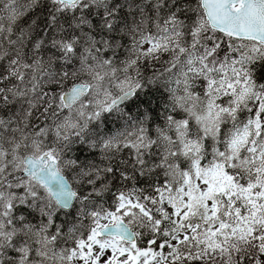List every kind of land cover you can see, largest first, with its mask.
<instances>
[{
  "label": "trees",
  "instance_id": "obj_1",
  "mask_svg": "<svg viewBox=\"0 0 264 264\" xmlns=\"http://www.w3.org/2000/svg\"><path fill=\"white\" fill-rule=\"evenodd\" d=\"M21 2L17 9L25 12L13 24L0 9V16H5L0 22V141L16 146L22 136L39 138L40 143L52 145L54 153H64L72 169L87 180L80 191L82 202L74 210L66 213L54 204L42 210L48 204H40L41 197L34 207L15 209L16 228L35 226L43 215L57 230L52 233L57 245L62 242L75 249L74 239L87 241L94 228L95 218L88 210L95 211L97 218L105 217L124 196L135 199L148 214L136 227L141 248L161 252L164 264H214L213 258L194 257L191 248L185 253L168 251L178 230L192 228L195 220L176 227L166 200L177 189L179 175L190 169L180 143L196 144L207 166H212L227 155L229 141L242 135L245 145L236 160L241 166L226 168L228 188L217 201L219 219L231 230L239 228V233L233 242L223 238L214 242L221 244L220 253L228 264H260L264 48L211 30L200 0H89L75 10L52 0ZM160 33L166 35L165 47L138 56L137 46ZM130 63L131 77L142 86L134 100L88 123L70 139H46L42 128L58 125L61 119L54 109L65 91L92 81L95 74L122 72ZM22 91L33 94L29 101L20 98ZM186 97L194 100L191 108ZM211 97L223 111L234 113L221 121L216 143L206 137L200 121ZM142 139L148 141L146 148L140 147ZM107 144L111 147L105 148ZM190 239L192 246L199 234Z\"/></svg>",
  "mask_w": 264,
  "mask_h": 264
},
{
  "label": "rangeland",
  "instance_id": "obj_2",
  "mask_svg": "<svg viewBox=\"0 0 264 264\" xmlns=\"http://www.w3.org/2000/svg\"><path fill=\"white\" fill-rule=\"evenodd\" d=\"M18 2H20V0H0V9L8 10L9 21H12L16 14L14 9L10 12V8L15 6ZM11 5L13 6L11 7ZM0 22H3L1 18ZM161 40H164V38H159L157 43H162ZM157 47L156 45L150 46L148 44L144 47V52H152L153 49ZM115 87V90H107L106 87H100L93 93L89 100L83 101L74 110L69 112L64 122L50 129L43 128V132L48 135L55 127L62 141L70 139L65 137H72L75 132L80 131L82 125L86 124L90 118L97 120L114 99L135 87V84L123 75L122 79L115 84ZM30 95L31 94L26 93V91L20 93L21 98L30 99ZM185 101L190 104V108L194 104V100L190 97H186ZM217 106L219 105L216 101H212L208 111L201 116L202 124L209 134L215 131L218 122L223 116L226 115L230 119L234 114L219 110ZM50 138L52 137H49V139ZM18 140L20 143H17L13 148L5 147V144L0 141V244L1 241H5L8 236H13V231L9 227L11 221L10 219L6 220L8 214L1 211V209L10 210L14 206L23 204L28 197L35 198L37 201L42 197L39 188L33 186V182L30 179L22 176V172L25 170L24 159L26 157L22 156V154L30 152L33 156L41 157L46 154L45 147L48 146V144L40 143L39 138H24V136H22L18 138ZM242 142L241 138L234 141L233 155H235L236 150ZM58 145H60V142ZM108 147H111V144L105 145V148ZM185 150L196 156L199 148L192 142H186ZM223 161L225 166L231 167L233 165V160L231 159H223ZM65 162V167L69 170L73 184L79 191H83L87 177L72 169L73 165L71 163ZM226 162L228 164H226ZM222 165L223 164L216 163L212 168L205 171L207 174L202 176L199 175L196 169L197 166L194 164L195 168L193 173L197 176L195 179V186L192 188L188 183H184L183 189L174 194L175 197L179 198L180 202L176 205H174L173 202L170 204L172 209L168 214L172 220L179 223L193 208H198V205L200 207L202 204L204 219L207 222H211L214 217V212L213 203L209 195L215 190L219 191V184L224 174ZM20 186L23 187V190L19 194L10 192V189H18ZM25 191L28 192L27 197ZM122 203L124 217L122 215L111 214L97 219L95 230L89 238V241L80 244L77 250L68 251L65 255L61 252H57L54 249L57 245L56 238L52 237L50 234L48 236L44 234L45 239L40 243L38 242L34 250L27 246L20 250L22 254H26L27 256L22 258L21 264H163L160 257L151 253L149 250H136V253H133L125 248L119 247L113 242L101 241L98 238V231L100 228L114 223L117 216L129 218L127 221L130 225L135 222L137 216H140L138 213L142 210V207L135 200L123 198ZM211 232H222V229L214 226ZM187 235L179 236L176 242L185 240ZM40 236L43 237V234H40ZM6 251L11 255L16 253L12 250ZM6 259L11 261L10 257ZM262 263L264 264V257Z\"/></svg>",
  "mask_w": 264,
  "mask_h": 264
},
{
  "label": "water",
  "instance_id": "obj_3",
  "mask_svg": "<svg viewBox=\"0 0 264 264\" xmlns=\"http://www.w3.org/2000/svg\"><path fill=\"white\" fill-rule=\"evenodd\" d=\"M83 0H61L68 5H76ZM240 5L241 7L237 8ZM203 9L212 27L226 35L256 40L264 45V0H203ZM89 86L77 85L65 94L64 102L67 109L89 93ZM135 91L123 95L114 102L115 108L128 101ZM26 176H32L35 182L45 187L57 204L70 211L76 199V193L68 180L57 169V163L50 162L49 156L40 160L28 157ZM103 237H121V239L135 243V236L120 220L114 226L101 231Z\"/></svg>",
  "mask_w": 264,
  "mask_h": 264
},
{
  "label": "bare ground",
  "instance_id": "obj_4",
  "mask_svg": "<svg viewBox=\"0 0 264 264\" xmlns=\"http://www.w3.org/2000/svg\"><path fill=\"white\" fill-rule=\"evenodd\" d=\"M34 3V2H32ZM23 2H18L15 6L11 5L12 8H10V12L12 9H14L16 11V14H15V17L14 19L11 21V23H15L17 22L21 17L22 15L24 14L25 10H21L19 11L17 9V6H22ZM29 8H30V4H29ZM52 10H54L53 8H51ZM8 10L6 9H3L2 12L4 15H6V18H7V21H8V13H7ZM55 14H56V11L54 10ZM1 20H5V16H0ZM159 22V21H158ZM160 23V22H159ZM150 24V23H149ZM149 26V25H148ZM154 26V25H153ZM156 26V25H155ZM147 27V25H146ZM152 27V26H151ZM158 27V26H157ZM148 28V27H147ZM146 29V28H145ZM157 30V28H156ZM159 38H164V40H161L162 42H165V38H166V35L164 33H160L159 36H157V38L155 39H152V40H149V41H144L142 42L141 44H139L136 48L137 50V54L138 56L140 55H143V48L146 46V45H150L152 46L153 44L157 43V40ZM107 68L110 67L109 65H106ZM131 68H132V64H128L125 68H123V71L122 72H116V71H110L109 73H105V74H95L93 75V80L92 81H83L81 83V85H85V86H89L90 90H89V93L84 97V101L86 100H89V98L93 95V93L95 91H97L100 87H106L107 90H115L116 87H115V84L122 79L123 75H125V77L129 78L132 83L135 84V87H133L132 89H130L129 91L127 92H124L122 93L121 95H119L116 99H114L110 104L109 106L107 107V109L105 110L104 113H102L97 120H94V122L98 121L99 119H101L103 116H107V115H110L112 114L113 112H115L116 110L124 107L126 104H128V102L134 100L138 94L142 91L141 90V87L139 84H137L135 82V80L131 77ZM96 71V70H94ZM78 84H74L72 85L67 91H65L62 96H61V101H60V104L58 105V107L54 109V114L57 115V111H59V116H60V121L58 123V125L62 122L65 121L66 119V116H65V110L63 108V97L65 96V94H67L68 92H70L72 89L75 88V86H77ZM133 85V84H132ZM132 91H135V94L128 100L126 101L125 103H123L122 105H119L115 108H111L112 105L114 104V102L118 101L123 95L129 93V92H132ZM31 95H33L32 93H30ZM34 97V96H33ZM21 98V97H20ZM22 100H30L28 98H24L22 97L21 98ZM43 129V128H42ZM47 129H50L49 127ZM48 138H46L49 142H52L53 140H55L56 138H61L58 134V131L55 129L54 130V134L53 135H47L45 134ZM49 137H52L49 139ZM65 138H71V137H65ZM137 138H143V137H137ZM148 145V141L147 140H144L142 139L141 140V143H140V147H143V148H146ZM5 147H15V145H11V146H7V145H4ZM52 146V145H51ZM65 155L64 153L61 154V163L63 164V166L65 167L66 165V162H65ZM66 168V167H65ZM68 172L69 170L66 169ZM22 176L24 177V172H22ZM18 180H22V179H18ZM75 186V185H74ZM7 188V187H6ZM23 190V187L20 186V188L18 189H10V192L11 193H20L21 191ZM41 193V192H40ZM25 195L27 197L28 195V192L25 191ZM42 197L44 198V201L43 203H40V204H48L47 205H43V208L42 210H46L47 211L51 208V204H54L59 210L63 211V212H66V213H69L71 212L72 210L75 209V207L79 206L80 203L82 202V196L80 197V191L78 192V194L76 195V199L74 201V204L72 206V209L70 211L68 210H65L63 209L62 207H60L57 202L51 198L49 195L47 194H42ZM33 200L32 202H30L29 204V201ZM40 199L37 201L35 198H30L28 197L25 202L21 205H18V206H14L13 208H11L10 210H2L3 212H6L8 214V216L6 217V220L10 219V225L9 227L12 229L13 231V236L10 237L8 236L7 239L5 241H1V244H0V264H21V261H22V258L23 257H27L26 254H22L20 252V250L27 246V247H31L32 250H34V248L36 247V245L38 244V242L40 243L41 241H43L45 239V235H51L52 237L56 238L55 235H53L52 233H55L57 230L56 229H52L50 228L49 224H47V221L45 219V217L42 215V217H39V220L37 221V224L35 226H33L32 224H29V225H25L23 226L22 228L20 229H17L16 226L14 225L13 223V214H14V211L16 208L18 207H27L28 205H31L32 207L35 206V204L37 202H39ZM39 210V209H38ZM40 211V210H39ZM41 213V211H40ZM42 214V213H41ZM92 219L96 218L97 217V214L95 213V211L93 210H88V213H87ZM69 216V215H68ZM72 216V215H71ZM70 218V216H69ZM72 221V220H71ZM76 221V220H75ZM73 222V221H72ZM76 223V222H75ZM79 224V222H78ZM77 224V225H78ZM72 225V224H71ZM76 225V226H77ZM75 226V225H74ZM40 234H43V237L40 236ZM45 234V235H44ZM77 244L81 243L82 241L81 240H76L74 239L73 242H75ZM54 249L57 251V252H61L63 253L64 255L72 249V245H65L64 243H60V245H56V247H54ZM6 250H12L14 252H16L14 255H11L10 253H8ZM7 257H10L11 258V261H8L6 258Z\"/></svg>",
  "mask_w": 264,
  "mask_h": 264
}]
</instances>
